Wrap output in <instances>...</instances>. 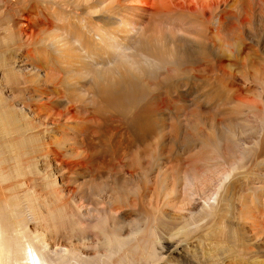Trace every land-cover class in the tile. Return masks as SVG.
Returning a JSON list of instances; mask_svg holds the SVG:
<instances>
[{"label":"bare ground","instance_id":"6f19581e","mask_svg":"<svg viewBox=\"0 0 264 264\" xmlns=\"http://www.w3.org/2000/svg\"><path fill=\"white\" fill-rule=\"evenodd\" d=\"M34 1L0 0V20L6 21L5 26L0 28V264H187L184 262L186 254L182 257L177 247L182 248L184 244L188 245V241L175 243L173 240L181 233L172 234V230L168 229L169 222L173 220L174 212L163 213L164 217L146 218L144 226H139L136 229L134 227L130 228V233L126 234V228L124 225L122 227L120 222L124 214L120 219H118V216L116 217V214L119 213L117 212L119 203L117 204L118 208H113L117 202L115 193L117 192L118 197L119 193L122 194L120 190L125 189H122V185L118 186L119 184L125 185L128 179L135 182L138 175H142L143 182L146 181L145 184H147V180L151 178L150 175L154 170H157L155 169L156 165L159 172L165 168L164 164L159 163V160L158 164L155 162L157 155L155 160L154 157H145L147 158L146 161L148 158L152 160L150 162L148 160L149 163H146L147 168L144 165V168L140 169L139 172V167L138 169L136 167L138 165L142 167L141 163L144 164L146 161H139L140 164L138 162L135 165L138 159L134 161L135 163L132 160H135L136 157L135 159L128 157V160L127 156L123 155L124 153L121 154L124 142L118 143L117 150H113L110 155L99 154L98 148L96 149V139L102 140L103 136L106 138L108 135L113 140L114 138L118 139L119 135H124L121 134L122 130L129 131L132 127L131 130L133 131L134 126L135 128L136 126L140 127L138 123L142 114L141 109H139L141 102L148 98L153 100L155 96L151 95L152 91H146L145 82L140 79L142 77H135L129 75V73L125 76L124 74L118 76L116 72L115 75L118 76V79L112 81L114 74L111 76L112 79L108 72L107 74L103 70H101L103 71L101 73L89 69L92 76H94V81L92 79L91 81L90 79L86 80L87 78L83 81L84 77H89L88 74H83V72L82 74L85 76L75 74L77 70L75 72L74 70L78 67L74 68V66L79 64L81 68L87 70L86 59L73 48L76 46L74 43L72 46L69 38L66 42L64 38L63 45L61 43L62 46L59 47L65 59L55 58L53 52L50 53L45 47L46 50L43 52L42 44L47 39L45 36H49L54 31L52 28L54 24L49 18L51 16L43 12L41 14L37 13V2ZM262 1L264 2V0ZM146 2L148 3V1ZM198 2L199 0H153L152 9L156 10L157 13L160 9H165L163 11L167 13L178 12L189 17L199 13L203 21L215 25L223 23L222 8L226 7L228 3L230 4L228 0H215L214 3L208 5L210 8L205 5L206 7L200 10L198 9L201 8L198 6ZM246 2L243 3L246 4ZM245 4L243 5L245 6ZM249 6L252 7V5ZM249 6L247 5V7ZM263 9L261 8V11ZM244 11L242 10L243 14L241 13L242 15L238 19V23L243 27L246 24L250 25L251 20H253L250 12L253 10L250 8L246 10L245 8ZM262 15L264 16V14ZM235 16L239 18L237 15ZM68 26L69 24H66L63 29L65 30ZM210 32L213 35L212 43L220 48L225 40L221 41L217 29L213 32L210 28ZM60 40L62 39L60 38ZM80 41V45L83 44L82 48L87 47V54L91 56L88 48L90 39L87 40L88 42L86 40ZM197 46L198 49L196 48L193 54L206 59L209 54L204 47V41H200ZM243 46L245 48L246 45ZM248 55L246 52L244 58ZM238 56H240V53ZM228 58L226 60H229ZM221 59L220 64L225 60ZM236 61L238 59H234V63L233 60L228 61L230 62V65L226 64L227 67L230 66L228 70L231 69L232 63L233 67L237 66ZM228 62L226 61V63ZM216 63L217 67L219 63ZM121 68L123 67H117L116 70L118 71ZM80 71H77V73H81ZM218 71L233 79L232 74L224 71V66ZM230 83L231 88H234V84ZM85 85L88 86L87 89L96 90L98 93L93 92L104 98V101L99 97L96 99L97 101L100 99L106 105L103 106L104 110L109 108V110L117 111L118 115L121 114V117H116L112 112L107 113L108 115H102L103 118H100L98 109H92L95 106L94 103V105L91 104L94 100L88 102L86 95L82 94ZM150 85L152 84L150 83ZM87 89L86 91L89 92L90 90ZM148 92L150 97L146 96ZM237 94L234 95V99L243 110L248 104L245 98V100H241ZM90 96L95 99L93 95ZM97 103L101 106V103ZM90 105H93V107ZM138 109L139 111H137ZM251 109L260 110L261 107L252 104ZM148 110L150 111L151 108ZM97 113H99L98 116ZM256 123L258 126H254L255 128L253 127L251 130H243L242 128L241 132L230 128L227 130L226 128L224 132L221 131V133L215 134L217 138L211 133L213 135L210 136L212 137L211 143L214 142L216 154L213 153L214 155H209L202 160L204 170H206L208 176L211 175L210 185L205 189L199 188L197 193H191L188 198V202H198L200 212L204 214L203 220L218 215L223 200L222 195L228 189L231 190V187L233 189L235 182H239L236 181V178L239 176L242 164L249 162L247 157L252 154L258 158L264 156V119H261L260 122L256 120ZM191 130L196 129L192 128L189 132ZM250 131H252V136L248 135ZM99 132L100 135H98ZM192 134L194 136V133ZM197 135L200 137L199 133H196L195 137ZM137 136H140V134H137ZM214 136L216 139H214ZM247 136H250V138H247ZM108 139L110 140V138ZM187 139L188 135L186 141ZM193 139L197 140L199 138ZM249 139L251 142H248ZM190 140L192 139L190 138ZM135 141L137 143V140ZM208 142L210 141L208 140ZM230 158L233 159L232 163H229ZM172 159H169V163L172 162ZM130 160L131 163H134L132 166L135 165L136 167L133 168L131 163L128 165ZM167 165L170 167L169 164ZM242 169L244 168L242 167ZM69 173L76 174V178L79 175L83 181L81 182L79 178L80 183L79 180L77 183L74 182L70 179ZM59 174L61 176L67 175V178L63 177L58 180ZM165 176L162 177L165 178ZM187 177L184 178H190ZM194 177L197 179V176ZM259 178L264 180L263 175H260ZM158 179L160 181V175ZM98 181L100 184H98ZM158 181L156 180L154 184H157ZM187 182L191 189H197L195 184L196 182L199 183L197 180L188 179ZM111 186L113 188L110 189ZM143 188L146 189L145 186ZM194 196L199 197V201ZM262 201L264 203V200ZM168 203L170 204L169 196L166 197L165 205H168ZM227 203L229 202L227 201ZM121 213L123 212L121 211ZM126 218L125 220H127ZM243 226L240 230L241 236L229 235L227 240L222 239L223 241L214 242L212 237L208 236L210 232L207 233L210 243L206 244L204 242L205 244H202L207 252V255H203V258L209 256L205 263L255 264L253 249L250 250L249 248V244L254 240L249 237L250 231L248 232L247 227ZM221 227L216 230L221 229ZM187 234L185 231L182 235L187 237ZM258 242H255L256 247L259 244ZM235 248L237 253L234 252ZM257 249L262 253L260 250H264V247L259 244ZM94 251L96 252L95 255ZM188 251L186 252L187 255H189ZM209 251H212L211 255L208 254ZM181 259H183L182 262Z\"/></svg>","mask_w":264,"mask_h":264},{"label":"rangeland","instance_id":"374dc122","mask_svg":"<svg viewBox=\"0 0 264 264\" xmlns=\"http://www.w3.org/2000/svg\"><path fill=\"white\" fill-rule=\"evenodd\" d=\"M146 1H148L149 4ZM214 1L215 0H199L198 6L201 8L198 9H204V7L214 3ZM228 1L230 4L228 3L226 7L224 6L222 8V15H224V18L222 17L223 23L218 25L203 21V18L199 13H196L195 16L191 17L178 12L167 13L163 11L165 9H160L157 13L155 12L156 10L152 9L153 0L34 1L35 3L37 2V13L41 14L43 12L44 14L51 16L49 18H51L52 23L54 24V27L52 26L54 31H52L49 36H45L47 38L45 40L48 45H46L47 43L44 41L42 44L43 52L46 50L44 49L45 47L50 53L53 52L52 54L55 58L59 57L61 59H65L64 54H62L63 52L59 50V47L63 45L62 42L68 41L69 38V42H71L72 46L73 43L76 46L73 48H75V50L78 51L80 55L82 54L81 56L86 59L85 62L87 63V70L81 68L79 64H75L76 66H74V68L78 67V69H75L74 72L82 69L80 71L81 73H77L76 71L75 74H81L80 76L88 74L89 77H84L83 81L85 78H87L86 80H93L94 76H92L91 70L101 73H103V71L104 73L108 72L110 77L113 74L115 75L116 72V75L118 76H123V74L125 76L129 73V75H133L135 77H142L140 79L144 80L145 87L147 89L146 91H152L151 95L155 96H153L154 99L151 100L146 97L150 95L148 92L145 97L149 100L145 99V101L143 100L141 102L139 109H141L142 114L139 121L140 124L138 123L140 127L136 126L135 128L134 126L133 131L131 130L132 127H130L129 131L126 129L122 130L121 134L124 135H119L118 139L114 138L113 140L110 135L106 138L103 136L102 140L96 139V149L98 148L97 151L99 154L110 155L113 150H117L116 147L118 146V143L124 142L121 154L124 153L123 155H126L127 157H125H129L130 159H135L136 157L135 160H132L134 162L138 159V161H136L137 163L134 162L135 165H137L139 161H146L147 158L145 157L147 156L154 157L153 159L155 160V156L157 155L155 162L158 164L159 160V163H161V165L164 164L165 168L159 172L158 166L156 165L155 169L157 170H154V174L152 173L150 175L151 178L147 180V184H145L146 181L143 182L144 180L142 175H138L135 178V182L137 184L133 181L131 182L130 179H128L130 181L127 180L125 183L123 179L125 185L121 182V184L118 185H122V189L125 188L123 189L124 192L120 190L122 194L119 193V196H121L122 199L119 196L117 197L118 194H116V192L115 196L117 200H115L117 202L115 203L116 206H113V208H118L119 206L120 211L117 209V212L119 213L116 214L118 219H120V217L123 216L122 214H124L125 217L123 216V218L120 219V222L122 224L121 226L123 227L124 225L126 228V234L130 233V228L134 227L136 229L139 228V226H144L146 218L151 219L154 217H164L163 213L166 214V212H174L173 220L169 222L170 224L168 229L172 230V234L181 233L173 240L175 243H178V241H188V245L184 244V246L182 245V248L177 247L182 257L186 254L184 262L187 264L189 262L191 264H209L208 262L205 263L209 256L203 258V255L207 252L205 251L206 248L204 249L202 244L210 243L209 239L211 237L213 241L216 242L222 239L227 240L229 235L241 236L240 230L243 225L247 227L248 232L250 231L249 237H251V239L255 242L259 241L258 243L264 247V203L262 201L264 200V180L259 178L260 175L264 176V161L262 162V159L264 160V156L258 158L252 154L247 157L249 162H244V165L242 164L239 176L236 178V181L239 182H235L236 185L233 184V189L231 187V190L228 189L229 191L227 190L223 193V200L217 216H211L203 220L204 214L200 212V205H198V202H188V198L191 193H197L199 188L205 189L210 185L209 179L211 175H207L206 170L203 168L202 161L205 157L216 154L213 144L214 142L211 143L212 137L210 136L212 134L217 135L221 133V131L224 132V129L226 128L227 130H229L228 128L233 130L236 129L237 131L239 130V132L242 131V128L243 130H251L254 126H258L256 120L257 122H260L261 119H264V107H262L264 106V91H262L264 89V16L262 15L264 14V2L262 0H246L247 2L245 0H234L235 2L233 0ZM243 2H246V4L248 3V6L252 5L253 8L251 6L247 7V5ZM243 4H245L246 7ZM243 6L246 10L247 8L248 10L249 8L253 10L250 11L252 15L251 17L253 18V20H251V24H246L244 27L238 23L240 15L243 14L242 10L244 11L245 9ZM242 7L243 9L241 10ZM261 8L263 9L262 11ZM0 21V28H2L5 26L4 23H6V21L3 19ZM66 24H69V26L64 30L63 27H65ZM210 28L213 32L217 29L218 34H220V38L222 39L221 41L223 42L225 40L222 43V48H219L212 43L213 35L210 32ZM60 38L62 40H60ZM64 38L65 40L63 41ZM83 38L86 41H89V39L91 41H89L90 43L87 41L91 56L87 54V47L84 46V48H82L83 44L80 45V40L85 41ZM200 41H204V47L209 54L206 59H203L200 56L197 57L193 54L194 50H196V48L198 49L199 45L197 46V44H199ZM54 43L56 45L58 44V46H52ZM243 45H246L245 48ZM48 46L50 47L48 48ZM241 48L243 50V54L241 53ZM237 52L243 57L238 56ZM246 52L249 55L244 58ZM227 57H229V60H226ZM221 58H223V60L225 59L227 62L233 60V63L234 59H238V61H236L237 66L233 67L232 63V70H228L230 66L227 67L226 64L230 65V62L226 63L224 60V62L220 64V60H222ZM216 62L220 64H218L217 67L223 68L224 66V71L232 74L233 79L224 76L221 72H219L218 70L221 68L218 69L216 67ZM116 66H122L123 68L118 69L117 71ZM86 71H88V73H86ZM114 75V79L111 77L113 79L112 81L118 79V76ZM230 82L234 84V88H231ZM150 83L152 85H150ZM85 86V88L82 86V94L86 95L88 102H92L94 100L91 104L94 103L95 106L93 107L94 104L90 106H92L93 108H91L94 110L98 109L100 114L97 113V116L99 114L101 118L102 115H108L114 112L113 114L116 117H121V114L118 115L119 113L117 111H112L111 109L109 110V108L104 110L103 108L106 106L102 103L104 98L97 95L95 93L97 92L96 90L87 89L88 86ZM86 89L88 91L90 90V93L87 92ZM95 94L96 96H94ZM235 94L240 96L241 100L246 99L249 110L247 106L244 107L246 109H241L240 105L236 103V99H234ZM90 95H93L95 99H93ZM98 97L103 101L100 99L99 100L101 102L99 100L97 101L96 99ZM96 101L101 103V106L100 104L97 105L98 103ZM252 104L261 107V109L252 110ZM150 108L151 110L149 111L148 109ZM139 109L137 111H139ZM122 120L126 123L124 119ZM192 128L196 130H191V132H189ZM251 132L252 131H250L248 135L252 136ZM142 133L144 134L142 135ZM192 133H194V136ZM196 133H199L200 137L198 135L195 137ZM137 134H140V136H137ZM186 134L189 139H187V141ZM98 135H100V132ZM176 135L178 136L175 138L174 136ZM215 136L214 139L217 138V136L216 138ZM250 136H247V138H250ZM108 138H110V140ZM190 138L192 140H190ZM193 138L199 139L195 140ZM146 139L148 140L146 141ZM135 140H137V143ZM208 140L210 142H208ZM99 141L102 142L100 143ZM248 142H251V140L249 139ZM139 155L141 156L139 157ZM142 156L143 158H141ZM172 158H175L174 160L176 161ZM169 159H172V162L174 163H169ZM148 160L144 162V164L143 162L141 163L142 167L139 165L137 167L135 165L132 166L134 163H131V160L128 162V165L131 163L133 168L136 167L138 169L139 167L140 172V169L144 168V165L147 168V164L152 159L150 158L149 162ZM181 160H183L184 163ZM188 160L190 162H186ZM229 160V163H232L233 159L230 158ZM166 163L169 164L170 167H168ZM242 167L244 169H242ZM167 168L171 169L168 171ZM60 174L58 180L63 177L65 179L67 178V175L61 176ZM68 175L69 177L71 176L70 179L76 183L78 180L80 183V179L81 182L83 181L82 177H79L78 174V178H76V174H73L75 177L70 173ZM159 175L160 181H158ZM162 176H165V178ZM186 176L190 177H187L188 179H195L199 182L195 183L197 185L196 190H193L188 186V179L184 178ZM194 176H197V179ZM73 178H76L77 180H74ZM156 180L158 181L156 182L158 186H156L157 184H154ZM98 184H100L99 181ZM144 186L146 189L143 188ZM111 188L113 187L111 186L110 189ZM163 193L165 194L163 195ZM167 196H169L170 204L168 203V205H165ZM194 198L199 201V197L194 196ZM227 201L229 203H227ZM234 201L236 202L234 203ZM260 206H262V209ZM121 211L123 213H121ZM125 218L128 221L125 220ZM122 221L124 222L122 223ZM220 227L221 229L216 230ZM208 229L211 230L209 231ZM185 231L188 233L187 237L182 235ZM252 231L255 232L253 233ZM209 232L210 234H208V236H211L210 238L207 237V233ZM254 241L249 244L250 250L253 249L252 253L254 252L253 256H255V259H253L256 260V263H254L264 264V250H260L262 252L260 253L257 249L259 244L256 247L255 245L257 244ZM235 249L234 252L237 253V249ZM187 251L189 252V255H187ZM212 251L214 252V250ZM212 251H209L208 254L211 255ZM191 252L193 253L191 254ZM255 253L257 254L255 255ZM95 254L96 252L94 251V255ZM182 261L183 259H181V262Z\"/></svg>","mask_w":264,"mask_h":264}]
</instances>
